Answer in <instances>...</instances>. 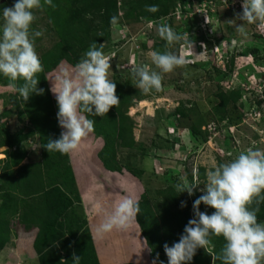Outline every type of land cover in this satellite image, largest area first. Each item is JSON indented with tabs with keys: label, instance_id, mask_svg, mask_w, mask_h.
Returning a JSON list of instances; mask_svg holds the SVG:
<instances>
[{
	"label": "rangeland",
	"instance_id": "374dc122",
	"mask_svg": "<svg viewBox=\"0 0 264 264\" xmlns=\"http://www.w3.org/2000/svg\"><path fill=\"white\" fill-rule=\"evenodd\" d=\"M258 35L264 0H0V264H264ZM107 83L132 148L82 113ZM35 163L68 207L37 246Z\"/></svg>",
	"mask_w": 264,
	"mask_h": 264
},
{
	"label": "trees",
	"instance_id": "16d2710c",
	"mask_svg": "<svg viewBox=\"0 0 264 264\" xmlns=\"http://www.w3.org/2000/svg\"><path fill=\"white\" fill-rule=\"evenodd\" d=\"M256 39L261 42V46L264 45V37L262 38V36L258 35ZM34 65L40 66V62L36 61ZM115 88L116 86L113 83H107L106 85H104L107 107L102 105V103H98L97 97L92 96L88 101H83L82 113L90 121L89 126L93 131L95 129L96 131L100 132L99 134H105L106 136H108L109 131H112L115 133L114 139L119 142V147L129 149L134 146V139L132 134V120L125 113V104L122 103L123 100L127 98V95H116L114 92ZM23 90L24 88L21 90V94ZM30 94L32 93L30 92ZM239 98L240 93H235L233 101H236V99ZM36 116H39V114L36 113ZM31 124L36 128L38 132H41L43 130V126H38V118L37 120L31 122ZM95 124L98 129L94 128ZM16 150L17 149L13 150V153H11L12 156L17 154ZM15 159L19 161L23 159V155L15 157ZM103 161L107 163L106 161L108 160L103 158ZM16 163L18 162L15 161L11 165H14ZM118 167L119 166L115 165L113 168L114 170H117ZM22 168V170H24L23 172L26 173V175L23 178L22 183H16V186L18 188H21L20 190H23L21 193L23 196H27L28 199L30 198L33 201V205L32 207H30L27 215H23L20 221L23 224L40 226L39 234L35 240V244L37 246L41 241L49 238V229H51L52 227L53 229L55 228V225L58 224L59 217H61V215H63L64 212L67 211L68 207L65 206V194L60 187L54 186L49 187L48 189H43V172L41 170L40 163L25 165ZM8 196L5 191H3L1 194V198L2 200H4L2 201V204L4 206L6 202H8L9 204L11 202V199L9 200ZM3 205L1 206L3 207ZM10 225V221L1 220L0 233L9 230ZM86 239H88L87 242H89L90 246L92 247L90 242L91 237L89 236ZM0 241H2L1 237Z\"/></svg>",
	"mask_w": 264,
	"mask_h": 264
},
{
	"label": "built area",
	"instance_id": "2783aa9c",
	"mask_svg": "<svg viewBox=\"0 0 264 264\" xmlns=\"http://www.w3.org/2000/svg\"><path fill=\"white\" fill-rule=\"evenodd\" d=\"M109 61V60H108Z\"/></svg>",
	"mask_w": 264,
	"mask_h": 264
}]
</instances>
